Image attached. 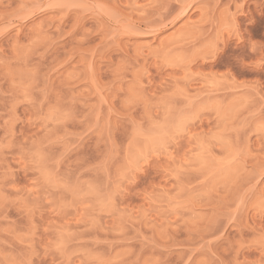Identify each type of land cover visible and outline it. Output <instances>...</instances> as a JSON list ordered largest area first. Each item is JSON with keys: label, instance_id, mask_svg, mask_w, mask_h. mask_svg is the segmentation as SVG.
Segmentation results:
<instances>
[{"label": "rangeland", "instance_id": "1", "mask_svg": "<svg viewBox=\"0 0 264 264\" xmlns=\"http://www.w3.org/2000/svg\"><path fill=\"white\" fill-rule=\"evenodd\" d=\"M0 264H264V0H0Z\"/></svg>", "mask_w": 264, "mask_h": 264}]
</instances>
